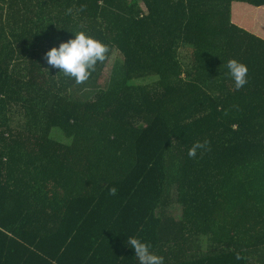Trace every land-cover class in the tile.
Returning a JSON list of instances; mask_svg holds the SVG:
<instances>
[{
    "label": "trees",
    "instance_id": "1",
    "mask_svg": "<svg viewBox=\"0 0 264 264\" xmlns=\"http://www.w3.org/2000/svg\"><path fill=\"white\" fill-rule=\"evenodd\" d=\"M81 30L109 52L76 84L45 54ZM131 236L264 264V0H0V264H138Z\"/></svg>",
    "mask_w": 264,
    "mask_h": 264
},
{
    "label": "clouds",
    "instance_id": "2",
    "mask_svg": "<svg viewBox=\"0 0 264 264\" xmlns=\"http://www.w3.org/2000/svg\"><path fill=\"white\" fill-rule=\"evenodd\" d=\"M74 37L64 40L58 46L51 47L46 52L49 66L59 69L64 76L76 84L86 82L98 63L106 60L108 45L86 31L74 32ZM227 73L234 81L236 89L243 88L248 82V66L238 59H230L226 64ZM205 143H196L189 149L188 155L195 157L197 150L205 149ZM116 194V189H111ZM127 245L135 251L138 264H164V257L152 251L149 242L139 237H127Z\"/></svg>",
    "mask_w": 264,
    "mask_h": 264
},
{
    "label": "rangeland",
    "instance_id": "3",
    "mask_svg": "<svg viewBox=\"0 0 264 264\" xmlns=\"http://www.w3.org/2000/svg\"><path fill=\"white\" fill-rule=\"evenodd\" d=\"M118 53L114 52L112 55H111V58L109 59L106 67L104 68V76H103V80H102V83H105L107 82L109 79H110V76H111V73L113 71V68L115 66V63L118 59ZM171 214L173 215V217L177 220L181 219V216H182V212L180 210L179 207L176 206V209H173L171 211ZM202 245L204 247V243L202 242Z\"/></svg>",
    "mask_w": 264,
    "mask_h": 264
},
{
    "label": "crops",
    "instance_id": "4",
    "mask_svg": "<svg viewBox=\"0 0 264 264\" xmlns=\"http://www.w3.org/2000/svg\"><path fill=\"white\" fill-rule=\"evenodd\" d=\"M101 216H102V215H101ZM167 217L172 218L173 215H172L171 213H168V216H167ZM102 218H104V217H102ZM126 232H127V231H124V233H126ZM126 244H127V241H125V246H126ZM109 246H110V248H111V252H113V253L115 254V256L119 257V253H120L122 250H118V249L115 247L114 243L109 244ZM104 250H105V249H104ZM106 250H108V249H106ZM127 251H129V249H128ZM115 256H113V257L111 258V260H112ZM182 259H183V257H182ZM111 260H109V261H111Z\"/></svg>",
    "mask_w": 264,
    "mask_h": 264
}]
</instances>
